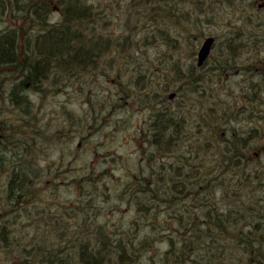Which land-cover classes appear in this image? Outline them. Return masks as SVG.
I'll return each mask as SVG.
<instances>
[{"label": "trees", "instance_id": "16d2710c", "mask_svg": "<svg viewBox=\"0 0 264 264\" xmlns=\"http://www.w3.org/2000/svg\"><path fill=\"white\" fill-rule=\"evenodd\" d=\"M117 3L0 0V23H19L0 30L1 256L14 264H264V150L240 147L246 140L242 133L228 130L222 135L214 110L215 79L221 78L216 71L228 66H218L211 56L199 68L192 52L187 59L190 67L183 62L186 71L177 61L171 71L161 67L166 61L160 65L158 58L144 54L152 38L166 41L173 30L185 31L184 19L200 16L193 7L209 9L213 3ZM55 8L61 14L53 20ZM115 21L124 28L122 33L110 32ZM36 27L37 32L30 34ZM114 47L125 66H138L133 61L136 52L141 65L150 66L151 79L147 70L136 69L137 88L128 83L125 91L116 77L114 93L108 90L107 96L90 101L94 118L109 119L122 100H136L152 112L149 141L165 147L158 153L140 146L135 169L122 179L115 180L108 172L99 177L81 170V165L76 178L66 184L65 165L80 148H67L65 142L72 137L60 139L57 116L30 101L27 90L44 96L39 86L44 79L52 80L50 74L55 82L63 79L71 87L85 78L96 88L101 59ZM171 92L176 94L172 100ZM10 106L20 124L16 129L4 119V109ZM171 147L177 154L166 156ZM64 183L75 185V200L62 201ZM114 191L116 201L126 203L132 214L121 215L117 222L112 216L120 203L109 207L108 200L93 201L109 198ZM7 193L14 204L22 202L9 206Z\"/></svg>", "mask_w": 264, "mask_h": 264}, {"label": "rangeland", "instance_id": "374dc122", "mask_svg": "<svg viewBox=\"0 0 264 264\" xmlns=\"http://www.w3.org/2000/svg\"><path fill=\"white\" fill-rule=\"evenodd\" d=\"M122 1L125 0H118V3L123 5ZM210 1L213 3V8H192V11L200 14V16L197 17L192 15V17L194 16L193 18L188 16L184 19L185 31L173 30L170 39L166 41H161L159 39L161 37L158 36L157 39L152 38V40L149 41L151 44L145 47L144 54L149 55L150 59L158 58L156 61H158L160 65L166 61L164 66L161 67H166L171 71H173L174 62L177 61L182 65V69L186 71L183 62L186 60V62H184V64H186L185 67H190L188 66L190 62L187 60L190 58V54L192 52L195 53V61H197V52L203 39L210 35L216 36L218 38V43L211 56L216 58L219 64L218 66H228L225 70L216 71V77L221 76V78L215 77L216 86L214 85V89L216 91L220 84L227 86V89L235 87L237 79L230 76L225 82L223 78L225 73H230V68L236 61L253 62V58L251 54L244 53L237 55L235 51L232 50L231 24L237 19L234 8L238 6L243 9V7L240 6L242 0ZM99 6V4H96V7ZM248 14L250 16V12ZM52 15L53 20L58 19L60 16L56 8ZM196 18L199 19L195 21L194 19ZM259 20L260 18L255 19L250 17L249 19L248 15H246L244 20L239 21V26H242L240 30L242 36L252 31L255 35L257 34L259 36L257 33L260 31ZM20 23L22 24L21 20ZM118 23L119 21H115L110 32L119 31V33H122L124 31V28L118 26ZM16 25H19V23L7 20L5 23H0V30ZM37 30L36 27L29 33L34 34ZM137 39H140V37L138 36ZM136 46V49H139L141 45L137 43ZM116 49L117 47L111 49L110 52H112V56L108 50H105L108 57L101 59L102 66L100 67L102 74L96 79L98 84L96 88L92 83L87 82L85 78L81 80L79 86L74 84L73 87L69 86L63 79L55 82L53 74H50L52 80L45 81L44 79L42 82L43 84L39 86L41 87L40 93L45 94L36 99V104L39 108H44V110L49 109L52 116H57V124L59 122L58 128L62 129L60 139L72 137L71 142L64 141L65 143H69L67 148H77V145L80 148L78 154L76 152L74 153L75 157L72 158L71 165L69 164L67 167L65 165V169H68L67 178H65L66 184L72 182L76 176V170L78 171V167L81 165L84 166V168L81 167V170L86 169L87 172L98 174L97 176L99 177L102 173L108 172L110 177L114 176L113 178L115 180L122 179L127 173L130 174L135 169L136 161L139 160L141 151L143 150L140 146H146L147 151L152 147V149L158 151V153H160L158 148L165 147L164 143L153 144L149 141L151 137V130L149 127L152 123V112L149 108L140 107L136 100L131 101V103L130 100H122L120 102V108H118L109 119H104L100 115L94 118L91 112L89 103L93 101V98L107 96L108 90L110 93L115 92L116 77L123 81L121 87L125 89V91H128V89H126L128 83H132L130 86L134 89L137 88L133 82H135L137 78L139 79L137 71L140 68L147 70L146 77L149 75L148 79H151V74L148 70L150 66H142V59L136 52L133 61L136 62L138 66H125L126 61L120 58ZM124 58L128 61H132L128 56H124ZM206 71L202 72V74ZM154 72L159 74L158 69H155ZM131 75L134 77L131 78ZM154 77L155 81H157L156 78L159 76L155 75ZM143 80L144 77H142L139 84H141ZM150 89L151 88H147L146 91L150 92ZM222 99V105L225 106L224 104L229 103L231 97L222 98L221 95H217L215 108L221 106ZM113 102L114 105L118 103L115 98ZM140 135L142 139L139 137ZM65 143L60 145L64 146ZM164 149L166 151V148ZM170 153L176 155L177 150L171 147L166 151V156H170ZM56 156H58V154ZM112 158H116L115 161H111ZM171 160L172 159H170V161ZM65 183L61 186L60 192H62L63 186L66 185ZM63 190V192H65L62 193L63 202L68 200L73 201L75 200V196L78 195V190L75 185H66ZM110 194L109 198L98 197L93 199V201H104L103 204H105V200H108L106 205L109 207H111L112 204L120 203L118 205L120 209L112 216L114 222H117L116 219L121 215H127L129 213L128 218L131 217V211L126 203L116 201L115 191L114 194ZM162 248L165 249L166 247L162 246ZM7 262L8 259L6 256H1L0 254V264H8Z\"/></svg>", "mask_w": 264, "mask_h": 264}, {"label": "flooded vegetation", "instance_id": "af4514ba", "mask_svg": "<svg viewBox=\"0 0 264 264\" xmlns=\"http://www.w3.org/2000/svg\"><path fill=\"white\" fill-rule=\"evenodd\" d=\"M261 2L264 0H242L240 6L235 7L234 12L237 19L231 24L232 33V50L237 55L248 53L252 55L256 47V40L260 37V32H247L242 36V26L238 22L244 20V17L249 12L256 10L260 16V31H261V45L264 49V7H261ZM257 37V38H256ZM240 60V59H239ZM226 80L230 76L237 79L235 87H228L225 85H218L217 92L221 97H232V103L239 108V103H244L245 106L240 108L244 120L238 121L239 132L243 135H255L258 132V149L264 150V63L257 62H241L236 61L230 68V73L226 72ZM222 105V102H221ZM263 134V135H261ZM263 136V137H262ZM253 148V147H252Z\"/></svg>", "mask_w": 264, "mask_h": 264}, {"label": "bare ground", "instance_id": "6f19581e", "mask_svg": "<svg viewBox=\"0 0 264 264\" xmlns=\"http://www.w3.org/2000/svg\"><path fill=\"white\" fill-rule=\"evenodd\" d=\"M59 11V14H61V9L58 10ZM250 17L251 18H255V19H258L260 18L259 14H257L256 10H253L252 12H250ZM260 34H261V31H259ZM258 37V35H256ZM256 37V38H257ZM252 58H253V62H257V63H264V49L261 45V36L256 40V47L254 49V51L252 52ZM27 96H28V99L30 101H33L34 104H36V99L39 97V95L35 92H33L32 90H27ZM225 106L221 105L220 107L214 109L215 110V113H216V116H217V120H219V122L221 123V127H220V132L223 134H226L227 131H232V133H239V130H234V128H238V120L235 121L237 119H240V120H244V118H242V116H238L241 111H240V108L245 106L244 103H239V108H236V105L234 103H226L224 104ZM3 114L7 117L4 119L5 120H9V123L12 125V129H16L20 126L19 123H16L14 120L17 119V114H16V111H15V107H12L10 106V109H4V112ZM235 126H232L234 125ZM263 135V134H261ZM263 137V136H262ZM258 138H260V136L258 137V132L256 131V134L255 135H252V134H249L245 137V141L241 143V146L242 148H246L247 150H251V151H255L258 149ZM159 144V143H157ZM249 144V145H248ZM146 147V146H145ZM235 147L238 148V145H235ZM253 147V148H252ZM179 150L184 151V149L182 147L179 148ZM10 195L9 193H7V196ZM9 199L12 201L10 203H8L9 206H12V207H15L17 206L19 203H21L22 201H19V202H15V204L13 203V197L10 195ZM11 204H14V205H11ZM29 228V227H27ZM25 228V229H27ZM14 230V229H12ZM12 235V234H11ZM30 234H26L25 235V238L27 239V237L29 236ZM15 245V241L12 242L11 246L14 247ZM8 264H14V260L13 259H9Z\"/></svg>", "mask_w": 264, "mask_h": 264}, {"label": "water", "instance_id": "95a60500", "mask_svg": "<svg viewBox=\"0 0 264 264\" xmlns=\"http://www.w3.org/2000/svg\"><path fill=\"white\" fill-rule=\"evenodd\" d=\"M214 43V39L212 37L206 39L203 46L201 47L198 53V65L201 66L204 61L208 58L212 45ZM175 94H171L170 98H174Z\"/></svg>", "mask_w": 264, "mask_h": 264}]
</instances>
